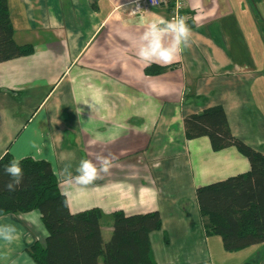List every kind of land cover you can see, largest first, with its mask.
Listing matches in <instances>:
<instances>
[{
	"label": "crops",
	"instance_id": "1",
	"mask_svg": "<svg viewBox=\"0 0 264 264\" xmlns=\"http://www.w3.org/2000/svg\"><path fill=\"white\" fill-rule=\"evenodd\" d=\"M134 1L8 0L15 41L34 52L0 64V156L48 161L72 213L101 210L105 242L114 212L158 211L156 264H212L223 242L206 236L196 190L250 162L234 147L187 140L184 119L220 106L232 134L264 154V0H187L190 46L170 65L137 52L150 23L170 20L171 3L133 15ZM151 65L166 69L147 75ZM110 153L114 166L90 185L64 171ZM3 224L17 238L0 239V264H23L25 237L47 235L37 211Z\"/></svg>",
	"mask_w": 264,
	"mask_h": 264
},
{
	"label": "trees",
	"instance_id": "2",
	"mask_svg": "<svg viewBox=\"0 0 264 264\" xmlns=\"http://www.w3.org/2000/svg\"><path fill=\"white\" fill-rule=\"evenodd\" d=\"M188 26L190 24L186 23ZM8 0H0V64L29 57L32 45H19ZM166 68L147 67V75H160ZM187 140L208 138L214 151L234 147L249 160L250 170L196 190L206 236H219L226 252L234 253L264 243V154L236 138L222 107H212L184 119ZM13 159L7 152L0 159V218L39 212L47 235L26 253L35 264H156L151 239L162 228L158 211L128 216L112 214L113 232L103 240L98 208L72 213L67 196L48 161L22 160L24 177L15 192L6 188L10 177L4 168ZM170 264V263H167Z\"/></svg>",
	"mask_w": 264,
	"mask_h": 264
},
{
	"label": "clouds",
	"instance_id": "3",
	"mask_svg": "<svg viewBox=\"0 0 264 264\" xmlns=\"http://www.w3.org/2000/svg\"><path fill=\"white\" fill-rule=\"evenodd\" d=\"M159 2L160 0H152L154 6ZM191 36V29L183 18L174 17L170 20L163 17L157 18L147 26L140 36L137 55L148 63L170 65L179 58L186 47L190 46ZM0 159H3V156H0ZM23 159L22 157H13L4 168V173L10 177L6 184L9 192H15L23 181ZM115 159V154L112 153L97 155L94 159H81L75 169V176H72L68 171L70 165H65L64 171L75 183L87 186L108 174L114 166ZM16 238L15 225H0V239L11 243Z\"/></svg>",
	"mask_w": 264,
	"mask_h": 264
},
{
	"label": "rangeland",
	"instance_id": "4",
	"mask_svg": "<svg viewBox=\"0 0 264 264\" xmlns=\"http://www.w3.org/2000/svg\"><path fill=\"white\" fill-rule=\"evenodd\" d=\"M250 168L251 167L249 166L248 170L236 173L235 175H232V176H227L226 178L219 180V181H223L225 179H228L229 177H233L238 174L246 173L250 170ZM214 182H218V181H214ZM28 239L31 240V236H28V238L25 237V240H24L25 252L30 246H32L31 241H28ZM222 250H223L222 255L217 254V251L213 250L212 264H264V243L251 246L247 248V250L244 249V251H239V252H234V253L226 252L224 248H222ZM25 252L23 256L19 257V261L22 262L23 264H32L33 261L29 259L30 257L28 258V255ZM8 254H10V252ZM16 256L17 254H12L9 256V258L14 259Z\"/></svg>",
	"mask_w": 264,
	"mask_h": 264
},
{
	"label": "built area",
	"instance_id": "5",
	"mask_svg": "<svg viewBox=\"0 0 264 264\" xmlns=\"http://www.w3.org/2000/svg\"><path fill=\"white\" fill-rule=\"evenodd\" d=\"M168 3H171L170 19L174 17L183 18L187 23V0H160L156 6L152 4V0H136L132 6V14L143 15L151 9L158 8Z\"/></svg>",
	"mask_w": 264,
	"mask_h": 264
}]
</instances>
